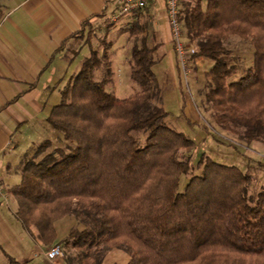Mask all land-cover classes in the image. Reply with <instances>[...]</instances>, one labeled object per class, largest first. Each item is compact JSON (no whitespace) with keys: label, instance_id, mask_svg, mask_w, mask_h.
<instances>
[{"label":"trees","instance_id":"16d2710c","mask_svg":"<svg viewBox=\"0 0 264 264\" xmlns=\"http://www.w3.org/2000/svg\"><path fill=\"white\" fill-rule=\"evenodd\" d=\"M146 9L127 12L132 21L121 28L131 42L134 91L107 89L108 50H91L47 117L63 144L43 139L22 155L21 180L8 188L15 215L46 245L57 237L56 221L72 216L77 223L62 241L67 264H105L110 250L125 252V264H264V181L253 190L252 171L199 151L171 126L153 69L161 44L150 46L144 34ZM176 18L181 39L195 47L190 57L213 61L198 91L200 128L245 156L239 142L264 144V0H178ZM232 35L254 47L240 75V57L227 45Z\"/></svg>","mask_w":264,"mask_h":264},{"label":"crops","instance_id":"0c3cea01","mask_svg":"<svg viewBox=\"0 0 264 264\" xmlns=\"http://www.w3.org/2000/svg\"><path fill=\"white\" fill-rule=\"evenodd\" d=\"M117 10L115 0H0V171L10 173L16 149L25 152L39 142L56 94L77 72L71 73L72 69L78 70L91 50H98L88 37L103 27L104 19L114 24L132 21L130 13L114 19ZM145 14L148 27L144 34L154 40L151 46L161 44L157 63H167L171 97L165 107L182 118L189 130L185 118L191 117L196 124L199 119L187 94L180 91V64L166 0H151ZM84 21L88 22L83 25ZM117 37L120 43L111 41L108 53L117 44L119 52L127 54V32L120 31ZM85 48L84 59L76 63ZM189 61L196 63L191 57Z\"/></svg>","mask_w":264,"mask_h":264},{"label":"rangeland","instance_id":"374dc122","mask_svg":"<svg viewBox=\"0 0 264 264\" xmlns=\"http://www.w3.org/2000/svg\"><path fill=\"white\" fill-rule=\"evenodd\" d=\"M128 19H125V21ZM103 27L96 29L94 36L88 37V40L96 46L99 50V54L102 55L105 50L110 51L112 42L116 41L118 33H120L122 25L126 22L119 21L114 25H109L110 21L103 20ZM125 22V23H124ZM95 31L94 29L92 30ZM123 31V30H122ZM128 35V33H127ZM126 38L125 36L121 37ZM118 39L117 44L120 43ZM149 45L151 46L154 40L148 37ZM131 44V42H129ZM114 46L112 51L108 53V56L113 61L112 74L109 81L106 82L105 86L107 89H114L119 95L125 96L134 91L137 84L130 78V67L126 61L128 53L123 54L119 52L120 47ZM227 45L233 53H236L240 57L238 74L242 73V70L253 64L254 47L251 42L238 35H232L227 40ZM82 50L81 56L78 57L76 63L80 59H84ZM156 56H160L157 52ZM192 59V58H191ZM196 63L192 64L188 61V77H184V73H180V80L184 92L187 94L190 103L195 108L199 122L196 124L193 119L185 118L188 123L189 130L184 126L182 118L177 114L170 112L172 115L169 119L171 126L178 130H184L187 134L191 135L198 143L200 150H206L209 154L214 156L216 159L226 162L228 164H235L245 167L255 174V182L253 184L254 189L259 188V185L264 181V144L258 141L253 142L249 146L244 145L242 142L241 148L245 156L239 154L233 147L222 145L212 140L211 137H207L206 134L200 128V125L206 122V116L204 117L202 109L200 110V96L199 89L203 86L205 79V72L212 66L213 61L206 57L197 56L194 58ZM83 61V60H82ZM75 65V63H74ZM167 63L162 61L156 63L153 67L160 85L163 88L165 101L171 97L169 87L167 85ZM81 64L78 68L80 69ZM75 68L72 69L73 73ZM180 71L181 66H180ZM103 74L102 69H97L94 72V78L101 80ZM60 101V93H57L54 98V104ZM208 113H205L207 115ZM172 119V120H171ZM172 122V123H171ZM43 133L38 136L39 141L42 139H50L55 144L61 145L64 142L62 134L57 131L48 122L45 123ZM227 139H236L235 135L228 132L217 131ZM238 143V144H239ZM246 146V147H244ZM23 148H18L14 152V164L10 173H6L4 170L0 171V182L3 187L4 195H0V264H12L9 262L8 256L15 258L21 264H67L64 257H59L55 260H49L45 254L49 248L57 243L63 244V239L66 237L70 229L76 225V220L72 216H66L56 221V239L49 245H46L38 240L36 237L35 228H31V232L23 227L20 220L16 217L15 211L18 206L17 199L8 191L12 185L20 182L21 173L19 170V163L23 155ZM199 154V153H198ZM241 155V156H240ZM187 177L182 176L180 188L183 189L186 184ZM33 232V233H32ZM129 256L120 250H110L105 259V264H125L128 261Z\"/></svg>","mask_w":264,"mask_h":264},{"label":"built area","instance_id":"2783aa9c","mask_svg":"<svg viewBox=\"0 0 264 264\" xmlns=\"http://www.w3.org/2000/svg\"><path fill=\"white\" fill-rule=\"evenodd\" d=\"M118 3V10L113 14V18L116 19L118 16L130 12L135 8L144 7L149 4L151 0H115ZM167 13L169 18V24L172 32V38L175 44V48L179 58V64L181 70L184 73V77H188V61L192 54L195 53V47L189 46L181 39L182 31L180 24L176 18L178 9V0H166ZM0 195H4L3 187L0 182ZM64 255V247L62 243H57L49 248L45 256L49 260H55Z\"/></svg>","mask_w":264,"mask_h":264}]
</instances>
